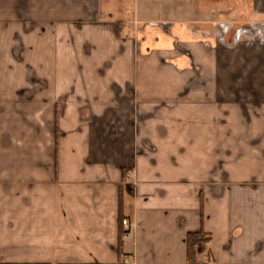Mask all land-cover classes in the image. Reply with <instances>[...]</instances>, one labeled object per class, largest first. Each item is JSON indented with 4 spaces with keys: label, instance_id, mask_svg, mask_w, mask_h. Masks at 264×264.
Segmentation results:
<instances>
[{
    "label": "crops",
    "instance_id": "obj_1",
    "mask_svg": "<svg viewBox=\"0 0 264 264\" xmlns=\"http://www.w3.org/2000/svg\"><path fill=\"white\" fill-rule=\"evenodd\" d=\"M0 7V264H188L192 232L200 264H264V42L102 0Z\"/></svg>",
    "mask_w": 264,
    "mask_h": 264
},
{
    "label": "rangeland",
    "instance_id": "obj_2",
    "mask_svg": "<svg viewBox=\"0 0 264 264\" xmlns=\"http://www.w3.org/2000/svg\"><path fill=\"white\" fill-rule=\"evenodd\" d=\"M10 1V0H5ZM10 3V2H9ZM12 8L0 7V18L10 14ZM102 15L116 20L134 22L143 20H168L188 23L216 38V42L234 48L242 42L259 40L253 34L242 36L237 42V32L252 30L254 26H264V0H102ZM221 25H229L227 40L216 36ZM4 28V29H3ZM12 26L5 29L0 23V48L12 42ZM253 31V30H252Z\"/></svg>",
    "mask_w": 264,
    "mask_h": 264
},
{
    "label": "trees",
    "instance_id": "obj_3",
    "mask_svg": "<svg viewBox=\"0 0 264 264\" xmlns=\"http://www.w3.org/2000/svg\"><path fill=\"white\" fill-rule=\"evenodd\" d=\"M123 23L120 21L118 22V33L121 35ZM122 192L120 191L119 194V206L120 209L122 208ZM123 218L120 215V223H121V232H120V244L123 242L122 228ZM212 243V235L209 233H199V232H192L187 234L186 245H187V263L188 264H200L199 259V250L201 248H208ZM213 261V254L212 251L209 250L208 252V262L211 263Z\"/></svg>",
    "mask_w": 264,
    "mask_h": 264
},
{
    "label": "built area",
    "instance_id": "obj_4",
    "mask_svg": "<svg viewBox=\"0 0 264 264\" xmlns=\"http://www.w3.org/2000/svg\"><path fill=\"white\" fill-rule=\"evenodd\" d=\"M260 26H254L253 31L252 30H240L237 32V42L241 40L242 36H245L247 34L248 36H251L252 34L259 38V40H264V26L262 27L263 30H260ZM231 30V27L229 25H221L220 26V32L217 33V36H219V40L223 41V36L226 35ZM122 228H123V234H122V240H126L129 238L131 234V228L132 224L128 220H123L122 222Z\"/></svg>",
    "mask_w": 264,
    "mask_h": 264
}]
</instances>
